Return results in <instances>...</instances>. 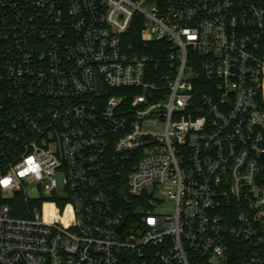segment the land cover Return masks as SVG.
<instances>
[{"label":"built area","instance_id":"built-area-1","mask_svg":"<svg viewBox=\"0 0 264 264\" xmlns=\"http://www.w3.org/2000/svg\"><path fill=\"white\" fill-rule=\"evenodd\" d=\"M0 264H264V1L0 0Z\"/></svg>","mask_w":264,"mask_h":264},{"label":"trees","instance_id":"trees-1","mask_svg":"<svg viewBox=\"0 0 264 264\" xmlns=\"http://www.w3.org/2000/svg\"><path fill=\"white\" fill-rule=\"evenodd\" d=\"M262 1H264V0H262ZM131 31H132L131 33H133L135 36L134 38H136L137 40L140 39V32H141L140 26L138 27V25H134L132 27ZM17 215L25 216L26 214L25 213H17Z\"/></svg>","mask_w":264,"mask_h":264},{"label":"rangeland","instance_id":"rangeland-1","mask_svg":"<svg viewBox=\"0 0 264 264\" xmlns=\"http://www.w3.org/2000/svg\"><path fill=\"white\" fill-rule=\"evenodd\" d=\"M37 193L36 192H34V191H31L30 192V195H36ZM155 197H159V198H163L164 197V199L166 198V195L164 194V193H162V192H160V191H156L155 192ZM166 201L168 202L169 200L168 199H166Z\"/></svg>","mask_w":264,"mask_h":264},{"label":"snow or ice","instance_id":"snow-or-ice-1","mask_svg":"<svg viewBox=\"0 0 264 264\" xmlns=\"http://www.w3.org/2000/svg\"><path fill=\"white\" fill-rule=\"evenodd\" d=\"M6 183V182H5Z\"/></svg>","mask_w":264,"mask_h":264},{"label":"water","instance_id":"water-1","mask_svg":"<svg viewBox=\"0 0 264 264\" xmlns=\"http://www.w3.org/2000/svg\"><path fill=\"white\" fill-rule=\"evenodd\" d=\"M233 244V243H232Z\"/></svg>","mask_w":264,"mask_h":264}]
</instances>
